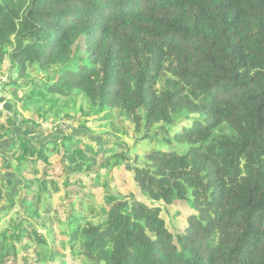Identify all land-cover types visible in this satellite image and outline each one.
Masks as SVG:
<instances>
[{
  "label": "trees",
  "instance_id": "trees-1",
  "mask_svg": "<svg viewBox=\"0 0 264 264\" xmlns=\"http://www.w3.org/2000/svg\"><path fill=\"white\" fill-rule=\"evenodd\" d=\"M7 61L15 83L34 75L23 108L78 91L84 117L125 128L126 149L15 137L7 168L25 180L26 213L52 212L33 210L39 191L100 205L81 214L67 199L66 239L52 242L30 239L19 212L0 264H264V0H0V73ZM17 107L0 110V142ZM7 189L0 173V207Z\"/></svg>",
  "mask_w": 264,
  "mask_h": 264
},
{
  "label": "rangeland",
  "instance_id": "rangeland-1",
  "mask_svg": "<svg viewBox=\"0 0 264 264\" xmlns=\"http://www.w3.org/2000/svg\"><path fill=\"white\" fill-rule=\"evenodd\" d=\"M11 64V61H7L3 70L0 73V90H3L2 93L0 92V94H3V97H0V110L4 107V109H7L8 112L15 114V106L16 104H18L17 108L20 114H18L19 116L17 115L16 117H14L13 125L15 133L19 132L22 127L26 128L29 125L23 122V119L26 117V120L29 119L35 121L40 126L38 127V129H40L42 135L41 133H39L40 137L36 138L35 140L40 139L42 136H47L45 138V141L62 142V135L81 132L82 135L85 134V136H89L91 139L96 140L100 144L107 143L117 148L119 147L126 149L125 145L122 142V138L124 137V135H121L126 132L125 128L123 127L124 130H121L119 133H114L112 127L107 125V119L102 117V115H90L84 117L85 115L82 114L80 109L82 106L88 107V102L85 99L84 95L82 93H79L78 91L71 98L60 97L57 95H49L42 100L34 99L26 103L27 107L29 108L28 110L23 108V101L20 100H26L31 92V89L34 88L33 84L31 83V79L34 78V75L31 74L29 77L20 79L18 83H15L17 72L12 69ZM11 79L12 83H9V80ZM29 133L30 132H27V135ZM130 139L133 140V137L131 136ZM7 140L11 139L8 138ZM12 145L13 144L11 142L0 145V154L2 158L0 162L2 166V171L5 172L13 171V168H7V165L10 161L8 157H10L12 152ZM151 150L152 145L149 143H145L139 146L137 149H134L132 152L144 154L145 152H150ZM50 156H52V154H50ZM61 161L62 157L60 159V162ZM65 170L66 169L63 167V165H60L56 174L59 176H63L65 175ZM109 172V169L103 170L102 173L104 178L109 176ZM56 174L55 176L59 177ZM69 175L74 176L75 173L70 172ZM113 176L115 179H118L119 174L117 170H114ZM99 185V183L95 184V186ZM15 188L19 190L18 186H16ZM67 195L68 198H66ZM44 196L45 193L41 191L38 193L37 198L34 200V204L37 210L42 207H46L47 203L46 201H44ZM67 199V203L72 208V210L78 211L81 214L89 215V209L91 207L100 205L99 197H91L90 200L81 202L78 197H73L71 196V194H67L66 190H62L60 195L55 194L54 199L52 200L53 207L55 206L60 209L58 211L54 210L52 213H50V215H47L45 218L46 220L43 221V218L39 217L38 219V217H36L32 213H26L27 210H25V212L21 211L22 206L20 202L22 198L19 197L18 192L14 201H6L4 208L0 210V233L5 231L7 228L12 229V225L15 221L20 222L21 218L17 216L19 212H22V218L27 219H24L22 221V230L27 232L28 237L30 239L32 237L35 238V236L31 235V233H34L40 242H43V237L39 236V233L44 234V239L47 240V242H52V234H55L58 239H66V237H64L65 235L62 236V234H60V227L57 224L55 217L57 214L59 215L60 212H66V209L69 210V207L67 205L66 207H63L62 205L66 203ZM44 213H42L41 215H44ZM77 264L92 263L88 260H79Z\"/></svg>",
  "mask_w": 264,
  "mask_h": 264
},
{
  "label": "crops",
  "instance_id": "crops-1",
  "mask_svg": "<svg viewBox=\"0 0 264 264\" xmlns=\"http://www.w3.org/2000/svg\"><path fill=\"white\" fill-rule=\"evenodd\" d=\"M0 95H3V94H0ZM27 132H30V133L27 135ZM39 133H41V135H42V132H40L39 129H37L34 125L29 124L26 128H23L22 127L19 130V132H17V133L14 132L13 133L14 136H12V137L11 136L6 137L2 142H0V145L1 144L8 143V142H11L13 144L14 138L15 137L18 138V136H20V135H25L27 138L32 139V140H35L36 138H39L40 137V134ZM82 136H84V134ZM8 138H10L11 140H7ZM38 140L39 139H37L35 141L39 142ZM12 152H11L10 157H12ZM1 160H2V158L0 157V161ZM13 163H14V166L12 167L13 168V171H11V172H9V171L5 172V171H2V166H1V162H0V173L2 174V178L5 180V185L8 188L6 190L7 197L5 198L4 202L2 203V205L0 207V210L4 208V205H5L6 201H10V200L14 201V199L16 198V194L19 192V197L22 198V200L20 202V204L22 206L21 207V211L22 212H25L26 208L24 207L25 204H24V201L23 200H24V198L27 195L26 194V191H25L26 190V183H25V180L17 172L14 171V169H16L15 168V162H14V160H13ZM16 186H18L19 190H17L15 188ZM39 192H41V191H39ZM55 194H59L60 195V193H56V192H52V194L50 196H48V195L45 194L44 201H46V203H47L46 207H42L39 210H37L36 207H35V204H34L33 210L43 213V212H45V210L49 206L48 202H50L52 204V212L54 210H57L58 211L60 208H57L55 206L53 207V203H52V200L54 199ZM33 203H34V201H33ZM18 207H20V206H18ZM59 207H61V206H59ZM28 212H33V211L28 210Z\"/></svg>",
  "mask_w": 264,
  "mask_h": 264
}]
</instances>
